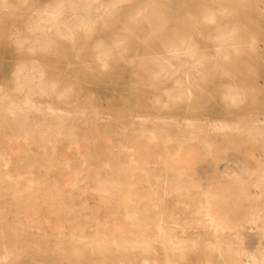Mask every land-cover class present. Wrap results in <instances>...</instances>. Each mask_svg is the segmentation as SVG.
<instances>
[{
    "label": "bare ground",
    "instance_id": "6f19581e",
    "mask_svg": "<svg viewBox=\"0 0 264 264\" xmlns=\"http://www.w3.org/2000/svg\"><path fill=\"white\" fill-rule=\"evenodd\" d=\"M17 1L25 0H0V15L8 12ZM213 3L215 6H212ZM189 6L193 7L192 12L185 13ZM25 15L24 24L29 32L26 38L32 37L33 41L30 45L42 46L53 36L60 37L67 55L62 53L67 61H71L66 51L68 48L72 55L76 50L82 55L89 50L95 56L91 65L99 72L111 69L115 59L113 48L125 50L129 47L123 45L124 28L115 31V28L124 25H118L122 22L121 18H128L132 36L138 39L136 43L149 53L145 64L148 65L147 76L153 77L134 88L136 110L140 108L139 100L146 97V93L156 90L159 83L168 77L174 78L170 87L155 93L158 105L150 106L151 111L144 108L145 113L133 114L128 122H124L123 113L113 123H107L100 120L101 110L94 106H59L58 99L67 91L66 86L63 92L56 88L54 80L59 75L51 73L46 77L38 66L42 60L38 56L21 59L14 69L19 101L11 99L0 88V143L8 141L4 136L7 135L17 144L12 147L13 156L9 158L8 151L0 147V188L3 189L0 196L10 199L6 205L0 200L1 245L6 246L17 236L29 234L28 223L43 220L46 210L56 212L59 222L54 229L61 235L64 226L62 213L69 208H73L78 219H84L72 226L69 241L83 243V239L88 238V249L78 255L91 258L115 261L137 251L149 253L156 245L161 248L160 254L170 257L166 264H183L172 262V258L186 254L185 244L195 241L188 233L197 225L204 227L209 234L207 244L215 248L223 243H251L264 238V168L261 167V158L253 154L255 165L242 161L235 173L231 170L230 161L239 160V157L228 155L227 161L219 165L216 156H212L194 170L190 163L200 156L193 155L197 150L190 144L192 138L184 136L180 126L182 122L192 126L191 118L185 111L177 117L164 114L169 109L160 103L163 96H176L183 99L178 100L179 103H188L195 78L212 89L213 79L208 69L201 70V67L218 68L223 61L221 47L216 49L215 61L203 60L208 56L205 53H194L195 44L182 29L190 22H182L176 28H165L157 38L145 37L157 32L159 18L178 17L195 18L200 34L211 36L212 32H217L216 39L219 41L221 32L229 33V29L224 30L221 26L214 29L209 20L234 15L264 19L263 5L256 0H46ZM9 29L8 33H13ZM107 36L114 40L110 45L104 43ZM118 59L131 63L129 54ZM231 61L243 62L244 59L236 56ZM223 74L219 72V75ZM235 92L229 89L225 94ZM137 116H140L138 118L145 124L144 127L136 126L134 118ZM79 120L87 123V134L77 125ZM172 122L179 127L178 138L173 137V129L169 128ZM217 125H220L219 121ZM253 128L256 133L264 132V117H258ZM173 140L178 144L172 145ZM54 145L58 147L54 149ZM68 145L77 149L72 156L66 152L65 146ZM199 148L207 154L211 153L210 146ZM69 166L76 171L65 185L76 187V191L59 190L55 182L45 187L40 182H32L34 174L41 178L64 177L70 172L67 171ZM203 172H208L214 180L209 184L211 191L220 187L222 181H228L235 194L219 197L216 194L214 198L196 179ZM14 174L24 176V182L16 180ZM251 174L253 177L249 178ZM81 180L86 181L84 186ZM83 187H89L92 193L99 196V204L91 207L87 216L80 212L90 208L87 201L79 206L72 202L68 207L60 197L65 192L64 196L73 201L76 195H82L79 190ZM220 204L227 207L225 214L219 212ZM101 206L113 209L103 221L97 216ZM120 208H124V212L118 218L117 210ZM7 209L15 212L11 216L12 225L8 223ZM187 212L192 216L178 219ZM86 224L94 225L93 234L84 233ZM38 251L40 253L43 249ZM216 252L223 256L221 251ZM235 253L236 258L231 264H264V257L258 260L254 254L242 250ZM261 253L264 255V251ZM138 260L133 264L147 262L142 257ZM205 264L212 262L208 260Z\"/></svg>",
    "mask_w": 264,
    "mask_h": 264
},
{
    "label": "rangeland",
    "instance_id": "374dc122",
    "mask_svg": "<svg viewBox=\"0 0 264 264\" xmlns=\"http://www.w3.org/2000/svg\"><path fill=\"white\" fill-rule=\"evenodd\" d=\"M45 1H17L8 12L0 15V88L3 92L11 99L16 101L18 99L19 101L17 84L14 80V69L21 59L27 56L30 58L38 56L42 58L38 66L45 72L46 77L51 73L59 75L54 80L57 90L63 92L64 87H67V91L57 101L58 105L63 108H72L76 105H85L88 108L94 106L101 110L100 120L102 122L113 123L123 113L125 114L124 122H128L132 119L133 114L145 113L144 108L150 110V106L158 105V101L154 98L155 93L159 92L160 89L163 91L170 87L174 77H168L166 81L159 83L156 90L146 93V97L141 98L138 102L140 108L138 110L135 109L134 88L141 82L149 81V78L152 80L153 77L147 76L148 65L145 64V60L149 56V53L145 47H140L136 43L138 39L132 36L133 31L130 28L128 18H121L122 22L118 25H122L123 23L124 25L115 28V31L118 32L124 28L122 30V34L125 36L123 45H128L129 47L125 50L113 48L115 59L112 62L111 69L99 72L91 65V60L95 56L89 50L85 52V55H82L78 50L72 55L70 48H68L66 51L71 61H67L64 58L66 52L61 46L62 39L60 37L52 35L53 38L44 42L42 46L30 45L33 41L32 37L26 38L29 32H27L28 28L24 24V20L26 19L24 18L25 14L32 8L41 6ZM256 1L264 6V0ZM212 6H215V3ZM192 10L193 7L189 6L186 8L185 13L192 12ZM182 22H190L189 25L182 29L186 30L185 35L191 36L192 42L195 44L193 48L194 53H205L208 56L202 58L203 60L209 59L215 61V52L217 47L220 46L221 59L223 60L218 68H208L206 65L201 67V70L208 69V73L211 79H213L214 85L212 89H209L201 79L195 78L191 85L192 91L189 94L188 103H179L178 100L183 99H177L176 96H163L164 98L160 102L166 105L165 108L169 109L164 114L177 117L179 113L185 111L191 118L190 124L192 126H186L183 122L180 124L183 135L190 139L192 138L190 144L197 150L193 155L200 156L193 159L195 160V164L192 160L193 162L191 161L190 165L196 170L197 166L206 163V160L212 156H216L218 164L223 165L227 161L228 155H236L239 157V160L230 161L231 170L236 173L238 171V164L242 161H246L250 166H254L255 160L253 154H257L263 162L261 167L264 168V132L256 133L255 128H253L255 120L258 117H264V19L242 18L239 15H234L231 18H214V20H209L208 23L214 29L216 26L218 28L220 26L224 27V30L229 29V33L223 34L221 32V39L218 41L216 39L217 32H212L211 36H207L205 33L200 34L196 29L195 18H159L157 32L154 35L147 34L145 37L157 38L161 33H164L165 28L171 26L176 28ZM8 27H10L9 30L13 33H8ZM113 41L111 36H107L104 43L110 45ZM127 54L131 55L130 64L118 59ZM236 56H240L244 61H231ZM84 57L87 60H83ZM218 71H222L224 74L219 75ZM229 89L232 92H236L229 95L225 94ZM154 114L159 113L154 112ZM138 117L140 116L134 118L137 121L136 126L144 127L145 124ZM217 121H219L220 125H217ZM77 125L81 126L82 130L87 129L85 121L79 120ZM125 126L127 127L126 123ZM169 128L173 129V137L178 138L177 132L179 127L177 123H170ZM86 129L84 130L85 134L88 133ZM191 129H194V131H190ZM190 134H194L195 136L190 137ZM4 136L8 141L0 143V147L8 151L9 158L13 156L12 147H15L17 144L13 140L11 141L9 136ZM176 144L178 143L173 140L172 145ZM204 145H207L208 148L210 146L211 153L207 154L205 153L207 151L204 152L203 148H199ZM53 147L56 149L58 145H54ZM65 149L70 156L77 150L74 145L65 146ZM8 162L11 163L12 161L9 159ZM67 171H70L67 174L68 176L57 177L55 179L48 177L41 178L37 174H34L32 182H40L42 187H45L50 182H55L54 184L59 190L72 189L76 191V187L73 188L65 185L76 169L69 166L67 167ZM13 177L20 182H24L25 180L24 176H19L18 174H14ZM251 177H253L252 174L249 178ZM196 179L201 182L207 191L212 193L214 198H216V194L218 197L235 194L231 191V185L228 181H222L220 187L211 191L209 184L213 183L214 180L210 174L208 175V172L197 175ZM85 182V180L80 181L82 186L85 185ZM79 191L82 195H76L73 201L64 196L63 193L65 192L60 194L61 200L68 207L72 202L79 206L82 202L87 201L90 208L83 209L80 212L84 216L90 215L91 207L99 204V196L97 193H92L89 187H83ZM1 193H3L2 188H0ZM0 200L3 203L5 202V205L6 202L10 201V199L2 196H0ZM187 206L189 210V203ZM111 210L113 209L101 206L97 211V216L103 221ZM157 210L160 211L159 208ZM218 210L223 214L228 211L227 207H224L223 204L219 205ZM123 212L124 208L117 210V217H122ZM7 214L8 223L12 225L13 220L11 216L15 212L9 210ZM62 216L64 226L61 235L57 234L54 229L59 222L56 212L46 210L43 220L28 223L29 227L27 229L29 230V234H18L19 236L9 241L6 246L0 244V264H133L140 257L142 259L146 258V264H166L168 262L167 259L170 258L169 256L160 254L161 248L156 245L149 253L137 251L135 254H129L115 261L101 257L91 258L88 255H78L82 250L85 252L88 249V238H84L83 243L77 240L70 242V232L72 226L77 221H83L84 219H78L73 208L65 210ZM191 216V213L187 212L181 214L178 219L181 220L183 217ZM94 231L93 224L85 225L84 233L91 235ZM188 235L195 238V241H188L185 244L186 254L174 256L172 262L205 264L209 260L212 264H231V261L236 258V253L234 254V252L239 250L254 254L253 256H256L258 260L264 257L261 253L264 251V238L254 240L251 243L248 241L232 244L223 243L221 246H216L215 248V246L207 244L206 240L209 234L204 230L202 225H197L191 229ZM41 248L43 251L39 253L38 249ZM216 251H221L223 256L217 255ZM253 256L251 255V257Z\"/></svg>",
    "mask_w": 264,
    "mask_h": 264
}]
</instances>
